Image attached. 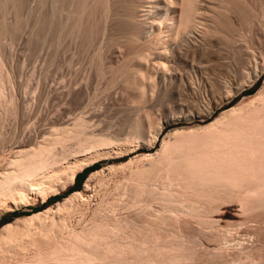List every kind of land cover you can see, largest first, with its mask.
<instances>
[{
  "label": "bare ground",
  "instance_id": "bare-ground-1",
  "mask_svg": "<svg viewBox=\"0 0 264 264\" xmlns=\"http://www.w3.org/2000/svg\"><path fill=\"white\" fill-rule=\"evenodd\" d=\"M29 1L0 0V210L29 199L44 200L69 185L77 171L98 158L130 146L153 144L161 123L148 109L157 108L174 92H193L204 105L221 87L231 94L230 81L216 69L220 45L228 46L234 58L243 50L247 54L242 56L246 70L249 66L256 68L258 60L264 64V0H37L36 8L29 10L32 33L28 40L38 44L47 39L45 60L50 65L67 36L77 41L80 38L84 50L91 49L88 60L94 69L95 85L102 82V86L94 88L96 91L81 105L91 114L84 108L86 112L78 110L68 118L50 116L53 120L45 118L39 131L20 135L4 125L14 121L18 113L16 99L7 87L11 78L6 67L4 70L3 49L10 42L4 36L20 34L23 22L31 17L23 20L21 13ZM258 32L261 38L255 37ZM257 44L262 49L257 51ZM108 52L110 59L106 60ZM189 59V69L181 71ZM153 91L156 98L147 109L145 95ZM100 92L118 94L123 102L120 111L135 115L123 134L121 127L114 125L117 128L113 129V120L111 125L100 126L95 118L93 112L101 104L98 98L103 96L98 97ZM30 122L26 131L32 130ZM107 169V174L103 169L90 171L84 183L85 190L92 189L95 179L99 187L93 189L99 197L93 208L83 191L76 190L54 206L3 224L0 264H193L191 257L176 253L173 238L163 239L165 230L174 236L180 223L192 219L208 222L225 193L230 192L247 206L264 195V92L260 90L247 102L223 110L202 125L170 129L156 152L109 164ZM117 170L126 171L122 179L111 181L113 185L106 182L107 176ZM75 213L79 228L67 222L66 216ZM32 220L37 222L34 227H19V223Z\"/></svg>",
  "mask_w": 264,
  "mask_h": 264
},
{
  "label": "rangeland",
  "instance_id": "rangeland-1",
  "mask_svg": "<svg viewBox=\"0 0 264 264\" xmlns=\"http://www.w3.org/2000/svg\"><path fill=\"white\" fill-rule=\"evenodd\" d=\"M29 2H31V4H29ZM29 2H27L28 4L25 2L26 8H24V9L26 12L25 11L21 12L24 15L23 20L26 19V16H27V18H29L32 15V12H30L29 10H33L34 7L36 8V6L38 5L37 0H34V1L30 0ZM33 3H35V4H33ZM25 13H27V14L25 15ZM30 13H31V15H30ZM10 14L12 15L13 13H10ZM10 14H8L7 18H9L11 16ZM20 16H22V15H20ZM11 17H14V14ZM11 17L9 18V20H11ZM30 18L29 19L31 20V22H29L30 21L29 19L25 20V21H28V23H29L28 24L26 22L28 24L27 27L25 26V23H24L25 21L23 22L21 29H19L20 30L19 32H21L20 34L17 32L16 34L12 33V34H7L4 36V39L8 38L6 40H8L10 42L7 43V41L4 40V42L7 43L9 46H5L3 49V52L5 51L3 53L4 70L6 71V69H7L6 72H8V76H10L9 78H11V79H9V80H11V81H9L10 84L8 83L9 86H7L8 88L10 87L11 92L9 91L8 88L6 91L8 93L10 92L9 94L13 93L12 96L14 95V99H16L15 100V102H16L15 103L16 113H18V114H16V119H14L16 124L13 120H11L9 124H7V125L4 124V125H5L6 130H10V129L15 130L16 133L20 134V135H25L24 133L26 132L25 136H27L29 132L33 133L34 130L37 131V129H38V131H39L40 130L39 128H42L44 126L45 123H43V122L45 120L49 121V120H53V119H61V118H63L62 116H64V118H68V116L71 117L74 114H76L77 112H80L78 110H83L84 108H86V110H87L88 109L87 106L84 107L81 105L86 104L89 95L92 96V94L96 91V89H98L97 88L98 85H99V87L102 86V82H98L97 83L98 85H95L97 80H96V77L94 74V69L90 63V60H88V59H90L89 56H91V52H90L91 49L86 48V50H84L85 47L82 45V42H80L81 41L80 38H78L79 40L77 41L76 39L74 40V38H76V37L72 38L70 36H67L66 38L69 37V39H68L69 41H67L66 38L63 40L64 42H62V43H64V45L61 44L62 46L61 45L59 46V47H62L61 50H60V48H58V52L55 55V58L53 60L54 62L49 65L48 61L45 60V55L47 52H49V48L48 49L46 48V47H48L47 39H46L47 43H46L45 38H44L43 41L45 44L41 40L38 43L39 45L37 43H32L31 41H29L30 39L28 40V38H30L29 35L32 33L30 30L32 27L31 26L32 16ZM29 25H30V27H29ZM29 30H30V32H29ZM13 34H15V36H13ZM27 34H28V36H27ZM10 35H12V36H10ZM11 37H12V39H11ZM16 37H17V39H16ZM22 37H23V40L21 39ZM255 37L261 38L262 36H261L260 32H258L255 34ZM71 38H72L73 42L71 41ZM28 42H31V43H28ZM41 42H42V44H41ZM31 44L33 45V47L35 44L34 49L32 48ZM79 44H81V47H79L80 49L77 48L79 46ZM29 45L31 46V48L28 47ZM257 45H258L257 51L262 49V46H260L261 44H257ZM36 46H38V47H36ZM41 46H42V49H41ZM44 46H46V47H44ZM219 47L220 48H218V50L220 51V53H219V55H217L218 58L216 59V63H217L216 69H217V71H220L219 73L223 79H225L226 81L227 80L230 81L229 86L231 87L230 88L231 94L229 91H226V88L221 87L220 91H219V89H218V92L216 91L217 93L213 96V100H211L210 102L207 103V104H210L209 107H207L208 106L207 104L204 105L203 103H200V99L197 98L196 97L197 95H195V93L193 94V92L192 93L189 92L186 95L181 94L182 96L179 95L180 93L178 94V93L174 92L175 94L173 93L171 98H170V96H167L165 98L166 101L165 100L162 101L164 103L160 102V105L159 104H158V106L156 105L157 108L154 106L155 108L153 107V108L148 109V107L154 102V100L156 98V92L153 91V94H151V92H146L147 95H145L146 96L145 103L146 102L147 103L145 105L147 106V109L149 110L150 115L153 116L154 120H156V121L159 120V122L161 123V126L157 132V138L155 139L154 143L148 147H143L140 145H137L134 147L130 146L129 147L130 149L128 148L125 151L119 152L120 154L119 153H111L110 155H106L105 157L98 158L97 159L98 165L96 166L97 168L96 167L95 168L101 169V170L103 169L104 174H107L109 172V170L107 169V165H109V164H119L120 162L128 160L131 157L141 155L144 152H152V153L156 152V150L160 146V143H161L163 137L165 136V134L168 130L176 128V127H182V126H192V125L195 126V125H200V124L202 125L204 123H207L209 120L213 119L214 117L218 116L223 110H226L235 104L240 105V104L247 102L251 97H253L255 94H257L260 90L264 92V64L259 63L262 61L258 60L259 58H257V60L259 62H257L256 68L253 66L252 67L249 66V68H247V70H246L247 66H246V62L243 58L247 54L242 50V47H240V49L243 51V53H242V51L237 52L236 53L237 56L235 58L232 56V53L229 51L228 46H226L225 44H222ZM29 49H31V51ZM77 50L79 52H77ZM87 51L90 52V55H88L89 53ZM29 52H31L32 54ZM108 53L106 55V60H108V57L110 56V53H109V55H108ZM74 54H76V55H74ZM60 55H62V56L60 57ZM46 56H48V55H46ZM242 56H243V58H242ZM46 58H48V57H46ZM84 59H86V60H84ZM109 59H110V57H109ZM242 59H243V62H242ZM60 60H62V61H60ZM64 60L66 63L64 62ZM189 60H190V62H188V64H186L185 68H183L181 71H183L185 69H189V66L191 64V59H189ZM213 60L214 59H212V62H213ZM84 61H86V62H84ZM234 61H237L238 63L234 62ZM235 63H237V65H239V64L241 65V66H239L240 69H238L239 67L236 66ZM60 64H61V66H60ZM5 67H6V69H5ZM45 67H46V69H45ZM48 67H49V69H48ZM227 69H228V71H227ZM254 69H256L257 71ZM242 70H245L247 72L242 71ZM51 72H52V74H51ZM46 74L48 76H46ZM57 74H58V76H57ZM89 75H90L91 79L89 78ZM93 75L95 78L93 77ZM73 76H75V77H73ZM82 76H83V78H82ZM249 76L251 79L249 78ZM63 78H64V80L65 79L66 80L64 81ZM71 78H73V80ZM85 79L87 80L86 82H85ZM88 79L90 81H88ZM71 80L73 83L71 82ZM51 81H52V84H51ZM59 81H60V84H59ZM62 81H64L65 84ZM75 81H76V84H75ZM70 82L72 85L70 84ZM82 82H83V84H82ZM68 84H70L69 87H68ZM56 85H57V88H56ZM75 85H77V86H75ZM86 86L90 90H88ZM36 87H38V89ZM80 87H82V88H80ZM94 88H96V89L94 90ZM36 89L38 90V92H36L37 91ZM49 90H51V91H49ZM58 90H60V91L58 92ZM55 91H57V92H55ZM40 92H41V94H40ZM37 93H39V94H37ZM113 93L114 92H112V93L109 92L108 94H105V93L100 92V95L98 94L99 95L98 97H101L103 95L101 98H98V101L101 104L98 105L96 112H93V113H95V115H96L95 118L96 117L98 118V119L96 118L97 121L98 122L100 121V126H105L106 123H108V122H109L108 124L111 125V122L113 120V123H114V124L112 123L113 129H115L119 126V127H121L120 132L123 134L128 129V128H126V125H128L127 122H130L129 120L132 121V119L135 115L133 113H131V111H127V110L120 111V106L122 105L123 102L121 103L122 100L120 99L118 94L114 93V96H113ZM23 95H25V97ZM115 95H116V97H115ZM117 95H118V98H117ZM153 95H155V96H153ZM183 96L184 97L186 96V97L184 98ZM188 96H190V97L187 98ZM29 97H31V98H29ZM49 97H52V98H49ZM180 97L182 99H180ZM191 97H193V98H191ZM103 98H104V100H103ZM115 98H117L119 101L117 99L115 100ZM85 99H86V101H85ZM24 100H25V102H24ZM106 100H107V102H106ZM111 100H112V102H111ZM63 102H64V104H62ZM186 102L187 103L189 102V103L186 105ZM184 103H185V105H184ZM104 105H105V107H104ZM204 106H206V107H204ZM25 107H26V111L28 109L27 113H26V111L25 112L21 111V109H23V111H24ZM78 107H80V108L78 109ZM81 107H82V109H81ZM198 107H200V108H198ZM57 108H59V109H57ZM200 109H201V111H198ZM84 110H83V112H86ZM151 110H152V112H151ZM191 110H193V111H191ZM87 111L88 112H86V113L91 114V112H90L91 110L89 111V109H88ZM21 112L25 113L26 115H23ZM47 112H48V114H47ZM61 112H63V114H61ZM197 112H199V113H197ZM19 113H21V114H19ZM29 113H31V114H29ZM52 113H53V115H52ZM55 113H56L57 118L54 116ZM71 113H73V114H71ZM58 114L61 118L58 117ZM67 114H69V115H67ZM88 114L86 116H88ZM28 115H30V116H28ZM25 116H26V121L24 118ZM50 116L53 119H51ZM22 117H23V119H22ZM47 117H48V119H47ZM32 119H34V120H32ZM27 120H28L29 124L31 123L30 121H32L33 124H31L32 127L30 128L32 130L26 131V127H27L26 125L28 123ZM103 123H104V125H101ZM23 125H24L25 129L22 130L21 127H23ZM33 125L35 128L33 127ZM114 125L117 127H115ZM110 129H111V127H110ZM15 131H14V133H15ZM20 132H23V133H20ZM94 161H96V160H94ZM96 169H94V170H96ZM125 173H126V171L125 172L124 171L122 172L121 170L114 171V172H112V175H108L105 180H106V182H109V183L111 181L113 183H115L117 180L116 178H119L121 180L122 179L121 177ZM88 174L86 175L84 181L83 182L81 181L80 186H79L81 188L79 190L83 191L84 197H87L89 199V207L93 208L92 206H95V202H97V200L99 198V197H96L97 195H96V193H94L93 189H99V187H97V183L95 182L96 180L93 179L94 181L93 180L91 181L92 189H88V190L84 189V183L86 182ZM108 177H110V180H108L109 179ZM112 182L110 183L111 185H113ZM69 185L65 186L63 189H61L59 191L60 192L63 191ZM59 191H57V192H59ZM227 194H228V196H227ZM224 195H223L224 199L221 201V203L215 209H213L212 212L210 213L211 214L210 217L211 216L212 217L210 219L208 218V222H199L196 219H192V220H189V222L186 221L185 224L180 223L181 226L179 225L178 229L181 227L182 230H181V228L179 229V231L177 229L176 234L174 236H172L171 231H169L167 229L164 232L165 236L163 237V239L165 238V239L169 240L170 238H173L174 242H176V244H175V246L177 248L176 253L181 254L180 256L191 257L193 264H264V195L262 196L261 199H259L257 201L256 200L252 201V203L248 204V206L243 205L242 203H240V201L236 200V197L231 196L232 194L230 192L225 193ZM111 197H112V194H111ZM61 199H59V200H61ZM42 201L40 198H34V199H29V201L26 200V201L18 202L16 204V206H13L11 209L2 208L0 210V217L5 216V218L8 219L7 222L8 221H10V222L14 221L15 218H17V217L25 216V215L32 213L33 211H31L30 206L38 205ZM57 201L58 200H56V201L53 200L50 203L46 204L45 207L54 206ZM14 209H20V210H23V211L28 212V213L27 214L21 213V214H18L14 217V216H11L9 214L10 211L14 210ZM55 215L57 216V214H55ZM67 216H70V217H67ZM67 216H66V218H68L67 219L68 223L77 226V228H79L81 226L80 224L76 223V219L78 216L76 213L73 215H67ZM20 225H21V227H20ZM35 225H37V222H35L34 220H32V222L31 221L26 222L25 224L19 223L20 228H32ZM183 235H185V236H183ZM219 236H221V237H219ZM183 237H184V239H183ZM176 238H178V239H176Z\"/></svg>",
  "mask_w": 264,
  "mask_h": 264
},
{
  "label": "trees",
  "instance_id": "trees-1",
  "mask_svg": "<svg viewBox=\"0 0 264 264\" xmlns=\"http://www.w3.org/2000/svg\"><path fill=\"white\" fill-rule=\"evenodd\" d=\"M98 165V160L96 161H93L92 163L84 166L80 172H84L85 175H87L90 171L96 169ZM96 167V168H95ZM78 172L75 173L74 175V179H73V184L69 185L67 188H65L63 191L61 192H56L54 194H51V195H48L40 204L38 205H34V206H30V209L31 211L33 212H36V211H39V210H43L45 208V205L50 203L51 201H56V200H59L61 199L62 197L64 196H67L68 194H70L71 192L73 191H76V190H79L81 187L80 186V182L78 184H74L75 183V178H76V175H77ZM86 177V176H85ZM82 185V184H81ZM56 199V200H55ZM21 213H25L27 214L28 212H25L23 210H20V209H14V210H11L10 211V215L11 216H16L18 214H21ZM7 218H5V216H1L0 217V227L3 225V224H6L10 221L7 222Z\"/></svg>",
  "mask_w": 264,
  "mask_h": 264
},
{
  "label": "crops",
  "instance_id": "crops-1",
  "mask_svg": "<svg viewBox=\"0 0 264 264\" xmlns=\"http://www.w3.org/2000/svg\"><path fill=\"white\" fill-rule=\"evenodd\" d=\"M77 175H76V178H75V183L74 184H78L79 182L81 183V181L83 182L84 179H85V173L84 172H80V171H77ZM74 179V178H73ZM73 184V181L70 183V185Z\"/></svg>",
  "mask_w": 264,
  "mask_h": 264
}]
</instances>
